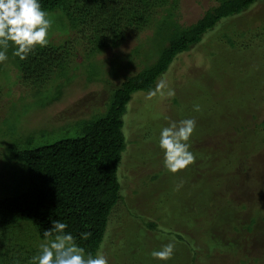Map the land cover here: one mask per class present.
<instances>
[{"label":"rangeland","instance_id":"1","mask_svg":"<svg viewBox=\"0 0 264 264\" xmlns=\"http://www.w3.org/2000/svg\"><path fill=\"white\" fill-rule=\"evenodd\" d=\"M216 4L217 0H177L172 19L179 26L188 25ZM46 12L52 21L49 42L65 44L70 36L75 41L64 13L56 9ZM163 12L160 10L157 17ZM163 23L153 37V24L129 33L119 46L93 57L99 64L91 62L85 68L91 76L101 75L100 66L104 71L113 66L114 73L103 71L99 78L90 79L82 66L86 65L84 60L68 80L48 82L46 87L60 83V94L51 100L43 94H31L30 87L16 79L8 52V60L0 63V192L24 187L21 167L12 178L1 167L8 146H27L23 137L28 133L33 135L28 146L78 134L77 122L103 110L110 89L147 66L150 51L155 61L169 26V21ZM238 31L252 39L248 48L225 43L223 36L238 37ZM136 45L140 51L135 59L128 54ZM262 63L264 0H256L240 13L220 19L197 44L178 54L157 77L153 89L133 92L124 115L128 144L117 167L120 198L108 215L96 251L105 255L108 264H191L193 243L183 235L192 233L190 226H202L200 212L207 213L216 204L214 198L224 195L235 207L231 213L247 238L248 253L256 260L252 264H264V126L260 123L264 119V72L260 71L257 83L250 84ZM230 65L234 68L231 72ZM241 67H248V71L237 76L235 68ZM229 72L238 81H231L234 78ZM161 83L164 87L158 88ZM169 89L174 90L173 96L167 95ZM194 104L199 105V111L193 109ZM184 118L196 121L188 141L195 160L170 173L162 164L158 132L169 122ZM27 231L31 230L22 231L23 239ZM170 241L174 252L169 260L151 257L152 250ZM217 256L214 264H239L236 257Z\"/></svg>","mask_w":264,"mask_h":264},{"label":"trees","instance_id":"2","mask_svg":"<svg viewBox=\"0 0 264 264\" xmlns=\"http://www.w3.org/2000/svg\"><path fill=\"white\" fill-rule=\"evenodd\" d=\"M255 1L217 0V4L195 22L179 26L172 19L177 0H41L45 11L56 9L64 13L76 42L70 35L65 44L48 42L24 60L12 55L11 47L8 52L9 63L16 69V79L30 87L31 94H43L46 100L57 98L61 92L60 83L51 84V87L46 84L56 78L68 80L71 72L84 60H87L86 65L82 64L84 69L91 62L99 64L93 57L119 46L129 33H138L153 24L155 29L150 36L153 37L158 26L162 29L163 21H169V26L155 61L152 62L150 51L148 58L151 61L147 66L144 64L133 74L123 77L110 89L103 110L77 122L78 134L28 146L33 139L28 133L23 137L27 146L17 143L8 146L6 161L1 167L9 171L10 178L20 172L21 167L24 187L19 191L4 189L0 192V264H29V258L37 254L39 245L55 237L53 221L66 223L65 231L72 233L75 243L86 253L96 254L108 215L120 198L117 167L128 144L124 115L128 112L131 95L135 91L153 89L157 77L168 69L178 54L197 44L220 19L240 13ZM160 10L165 12L157 17ZM242 32H237L238 37L223 36L225 43L231 47L240 44L238 49L250 46L252 39ZM139 45L134 46L128 56L136 59ZM229 67L230 72L234 70L233 65ZM99 68L101 75L98 76H91L85 69L88 78L102 76L104 70ZM247 68H235L234 73L238 76L241 71L247 72ZM114 69L111 66L104 72L112 73ZM258 69L259 73H253L255 78L250 84L257 83L262 75L260 71L264 72V63ZM230 72L229 76L234 78L231 81H238ZM133 123L136 125L134 120ZM260 123L264 126V119ZM3 186L7 187L6 184ZM224 196L214 198L216 204L207 213L200 212L202 226H190L192 233L189 236L183 233L184 238L193 243L190 244L194 252L191 264H214L217 255L236 257L239 264L256 261L248 253L247 238L232 216L231 209L235 207ZM219 201L223 202L218 204ZM24 220L29 223L19 224ZM147 224L153 225L150 221ZM27 229L31 231H27L23 239L20 235ZM48 229L51 234L45 236ZM246 229L250 230V227ZM85 232L90 233L87 238L81 235ZM199 241L203 244L199 245Z\"/></svg>","mask_w":264,"mask_h":264},{"label":"clouds","instance_id":"3","mask_svg":"<svg viewBox=\"0 0 264 264\" xmlns=\"http://www.w3.org/2000/svg\"><path fill=\"white\" fill-rule=\"evenodd\" d=\"M51 23L48 13L41 6V0H0V63L8 60L10 47L12 55L24 60L37 47L46 46ZM157 87L164 85L161 83ZM174 94V90H168L167 95ZM193 109L199 111V105L194 104ZM195 127L193 118H184L171 121L159 129L156 143L162 153L163 167L170 173L185 169L195 160L188 143ZM52 224L55 237L39 245L37 254L29 258V264H108L102 252L93 255L78 246L72 233L65 231L66 223L53 221ZM50 234L49 229L45 230V236ZM81 235L87 238L90 233ZM173 252L174 243L170 241L158 250H152L150 255L157 260L167 261Z\"/></svg>","mask_w":264,"mask_h":264}]
</instances>
